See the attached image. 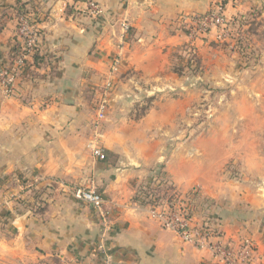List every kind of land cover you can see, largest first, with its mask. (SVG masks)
Here are the masks:
<instances>
[{
    "label": "crops",
    "instance_id": "crops-1",
    "mask_svg": "<svg viewBox=\"0 0 264 264\" xmlns=\"http://www.w3.org/2000/svg\"><path fill=\"white\" fill-rule=\"evenodd\" d=\"M22 1L36 9L43 29L38 54L44 60L18 81L14 95L0 92V264H105L98 248L101 219L72 194L91 186L111 211L104 238L111 264H212L210 250L182 241L151 216L145 196L151 191L165 198L170 189L196 194L197 219L226 217V236L253 235L264 264V175L256 189L244 191L225 176L224 157L208 159L191 138L168 141L180 132V121L192 116L193 79L178 73L189 45L200 69L194 81L220 89L216 118L247 120L249 134L257 128L251 120L259 118L264 129V44L263 63L243 65L235 39L219 43L216 29L193 39L177 22L181 14L207 13L221 4L231 29L238 24L240 30L239 15L257 8L264 17V0ZM92 1L97 14L89 10ZM16 15V0H0V65L10 58ZM122 22L130 25L127 33ZM110 77L109 114L121 122L97 127L95 100ZM144 103V112L134 117L132 106ZM225 128L216 131L223 135ZM185 129V136L192 132ZM233 130L240 135V127ZM94 140L105 156L115 153L116 161L94 155ZM217 145L225 150L223 140ZM241 149L239 141L231 156ZM253 149L245 158L248 173L264 165L251 156Z\"/></svg>",
    "mask_w": 264,
    "mask_h": 264
},
{
    "label": "built area",
    "instance_id": "built-area-1",
    "mask_svg": "<svg viewBox=\"0 0 264 264\" xmlns=\"http://www.w3.org/2000/svg\"><path fill=\"white\" fill-rule=\"evenodd\" d=\"M89 10L92 14L100 12V8L93 1L90 3ZM180 19V26L193 39L206 35L212 29L217 30L216 37L220 40L226 39L227 35L231 36V20L224 14V8L221 4H217L204 15L184 14ZM16 20L17 29L9 61L0 65V92L7 97L14 95L18 81L26 76L33 54L39 52L43 34V29L34 13L17 14ZM121 29L123 33H127L130 29L129 23L122 22ZM118 66L119 59H115L110 71L112 73L117 71ZM113 86V79L108 78L103 86L102 95H104V99H101L96 106L97 119H103L107 114V97ZM91 150L99 158H105L101 146L94 143ZM170 190L165 198L158 200L151 191L145 196L151 216L158 220L163 228L173 230L182 241L191 243L196 248L210 250L212 264L261 263L262 255L259 251L258 242L250 233L242 231L237 235L226 236L222 219L205 217L199 220L196 218L193 211L194 192L181 195L177 190ZM72 194L77 200L90 204L98 213L104 228L102 241L98 248L105 254V264H111L104 238L112 224V215L106 205L105 197L93 186L75 188ZM66 264L87 263L82 261Z\"/></svg>",
    "mask_w": 264,
    "mask_h": 264
},
{
    "label": "rangeland",
    "instance_id": "rangeland-1",
    "mask_svg": "<svg viewBox=\"0 0 264 264\" xmlns=\"http://www.w3.org/2000/svg\"><path fill=\"white\" fill-rule=\"evenodd\" d=\"M253 8V7H252ZM261 11L257 8H253V10H250L249 12L239 15L238 19L240 20L241 28L239 30L238 24L235 27L232 26V32L231 36L226 37L230 38V42H232L235 39V45L237 43L236 38H240L242 43L239 44V46L242 47L238 48L237 56L240 57L243 65L248 64L251 67L253 65L262 64V56L260 53V48L264 44V25L261 19L263 20L264 17H261ZM261 17V18H260ZM229 19V18H228ZM231 20V19H230ZM238 27V28H237ZM239 36V37H238ZM219 43H229L227 40H220L217 38ZM191 47V45H189ZM263 48V47H262ZM189 50V49H187ZM257 52H259L257 54ZM183 55V53H182ZM186 55V54H185ZM188 70V69H187ZM117 71L113 72L114 74ZM186 75L189 76V78L193 79V84L190 87V91L193 96V103H192V116L188 120H182L180 121L179 128L180 132L176 135H171L172 138H170L168 141L169 143H176L180 141H184L186 138L189 140L190 138L193 139V141L197 144L199 148H204L207 158L215 161H219L221 157H224V166L222 167L225 176L232 180V182L237 181L245 189H256L257 184L262 182L263 175H264V165L261 166V170L259 172H246V169L244 167L246 162V157L249 153V149L252 150L253 147L249 145V141H252V138H255L254 143V149L251 151V156L254 159L261 160L262 163L264 162V129L263 126L259 127L262 124V120L259 118H254L251 120L254 127L257 126V128L253 129L250 134L248 133V122L244 119H235V118H229L227 120H221L216 118V114L219 111V108L222 106V101H218V94L220 89H212L208 88L206 84L203 81H197L194 80L197 79V76L200 73V69L197 71L195 70V73L190 72L189 70L184 72ZM253 74V73H251ZM243 81H248L250 79V73L243 74ZM112 76V74L110 75ZM111 78V77H110ZM214 88V87H213ZM237 90L241 91V89L236 88ZM113 90V88H112ZM111 90V91H112ZM110 91V92H111ZM222 95V94H221ZM234 95L233 92H230V96ZM104 99V95H100L95 100V120L94 123L98 127L101 124H104V127H112V126H118V122H121V120L112 118V115L109 114V108L108 106V112L103 119H97L96 116V106L98 102ZM227 99V98H226ZM230 99V98H229ZM147 106V103H144L142 105H133L132 107L134 110L132 111V114L134 117H138L141 115L145 108ZM260 104H258V108H262ZM222 109V108H221ZM263 111V109H260ZM110 115V118L108 116ZM241 121V122H240ZM109 125V126H108ZM190 128L191 133H188L186 136L183 134L186 130L185 128ZM217 127H226L225 129H228V131L224 132V134H220L216 131ZM233 127L241 128L239 134L235 135L237 133L236 130H233ZM185 129V130H184ZM208 129L212 130V133L207 135ZM97 137H95L96 139ZM102 138V137H101ZM224 142L225 150H221V147H218L217 144H220L221 142ZM241 143V145L245 148V150L240 151L238 153L235 152L233 156H231V149L234 148L237 142ZM94 143L100 146L99 140H94ZM200 151H193L192 154L194 157L199 158L200 157ZM203 153V154H204ZM106 159L109 161L112 160L113 162L116 161L117 157L115 153H111L108 156H105ZM105 159V158H104ZM105 159V160H106ZM223 163V162H222ZM243 172V173H242ZM219 217H223V222L226 217L223 215H219L216 213H213ZM239 229H242L239 227ZM253 236V235H252ZM254 237V236H253Z\"/></svg>",
    "mask_w": 264,
    "mask_h": 264
},
{
    "label": "trees",
    "instance_id": "trees-1",
    "mask_svg": "<svg viewBox=\"0 0 264 264\" xmlns=\"http://www.w3.org/2000/svg\"><path fill=\"white\" fill-rule=\"evenodd\" d=\"M29 4H31V3H28V2H25V1H22V0H16V11H17V14H20V13H22V14H32V13H34V15H36V17H37L38 15H37L35 7L32 4L29 6ZM204 14L205 13L199 14V15H204ZM182 15H184V14H181L178 17V19H177L178 29H182V26H180V22H181L180 17ZM241 43H242L241 39L237 38L236 46L238 48H241V50H243L242 47L239 46V44H241ZM17 49L18 48L16 47V50ZM38 53L39 52H36L35 54H33L32 62H30V64L28 65V70H27L26 74H28V72H30L32 66H34L35 64H37V63H39V62L44 60V57L42 55L38 54ZM184 57L186 58L185 62H184V64L181 67L178 68V73L185 74L184 72H186L188 70L190 72H192V73H195V70L197 71L199 69V62H198V60L196 58V50H195V48L193 46L189 47V50H187L186 55ZM156 200H158V199H156ZM215 218L223 219L222 217H219V216H217Z\"/></svg>",
    "mask_w": 264,
    "mask_h": 264
}]
</instances>
